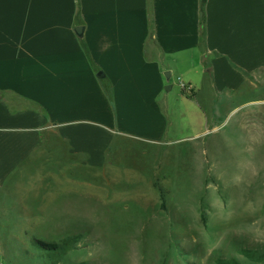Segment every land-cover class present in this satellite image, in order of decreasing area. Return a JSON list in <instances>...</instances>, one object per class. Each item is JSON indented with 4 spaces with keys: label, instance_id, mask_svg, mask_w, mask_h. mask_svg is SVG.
I'll return each instance as SVG.
<instances>
[{
    "label": "rangeland",
    "instance_id": "rangeland-1",
    "mask_svg": "<svg viewBox=\"0 0 264 264\" xmlns=\"http://www.w3.org/2000/svg\"><path fill=\"white\" fill-rule=\"evenodd\" d=\"M171 71L156 99L159 117L121 131L104 147L101 165L87 162L100 159L94 152L100 145L89 146L91 157H72L58 133L42 132L44 139L53 135V149L41 145L36 164L5 169L0 263L6 257L27 263L23 252L36 247L28 232L61 246L47 263L264 264V71L224 91L213 88L208 74L189 81L186 68ZM179 81L197 86L196 98L185 96ZM98 128L91 132H108ZM2 156L13 164L12 145L0 151V166ZM46 191L67 216L63 233L29 221L37 211L34 196Z\"/></svg>",
    "mask_w": 264,
    "mask_h": 264
},
{
    "label": "crops",
    "instance_id": "crops-1",
    "mask_svg": "<svg viewBox=\"0 0 264 264\" xmlns=\"http://www.w3.org/2000/svg\"><path fill=\"white\" fill-rule=\"evenodd\" d=\"M79 26L82 40L74 31ZM172 67L186 68L189 81L208 74L216 91L256 78L264 71V0H0V151L12 145L14 155L13 164L2 156L8 163L0 166V190L5 169L36 164L41 145L53 149V135L44 139L42 132L58 133L72 157H91L89 146L100 145L94 150L100 159L87 162L101 165L104 147L121 131L159 117L156 99ZM198 94L194 85L190 98ZM98 127L108 132H91ZM8 131L30 135L7 139ZM54 196L35 195L36 214L26 218L36 229L63 233L67 216ZM25 237L30 246L59 245ZM34 248L23 252L27 263L6 257L0 264L59 263L46 262L55 253Z\"/></svg>",
    "mask_w": 264,
    "mask_h": 264
},
{
    "label": "trees",
    "instance_id": "trees-1",
    "mask_svg": "<svg viewBox=\"0 0 264 264\" xmlns=\"http://www.w3.org/2000/svg\"><path fill=\"white\" fill-rule=\"evenodd\" d=\"M183 94H184V92H183ZM1 97H2V93H0V98ZM35 243H36L35 244L36 247L40 248L41 250H43L45 252H50V253H55V254H59V252H62V248L58 244H48V243H43V242H39V241H36Z\"/></svg>",
    "mask_w": 264,
    "mask_h": 264
},
{
    "label": "water",
    "instance_id": "water-1",
    "mask_svg": "<svg viewBox=\"0 0 264 264\" xmlns=\"http://www.w3.org/2000/svg\"><path fill=\"white\" fill-rule=\"evenodd\" d=\"M74 31H75L76 36H77L80 40H82V39H83V34H84V28L81 27V26H79V27L75 28ZM98 77L101 78V77H102V74H99ZM163 77L165 78V82H166V83H169V81H170V77H171V74H170L169 72H165V73L163 74ZM166 89H167V90H170V87H168V88H166Z\"/></svg>",
    "mask_w": 264,
    "mask_h": 264
},
{
    "label": "built area",
    "instance_id": "built-area-1",
    "mask_svg": "<svg viewBox=\"0 0 264 264\" xmlns=\"http://www.w3.org/2000/svg\"><path fill=\"white\" fill-rule=\"evenodd\" d=\"M179 85H180V88L182 90V92L184 93H191L192 92V87L191 85H185L183 84L182 82L179 81Z\"/></svg>",
    "mask_w": 264,
    "mask_h": 264
}]
</instances>
